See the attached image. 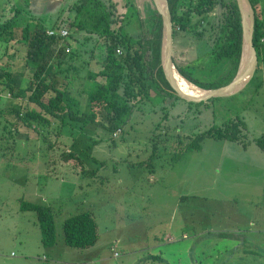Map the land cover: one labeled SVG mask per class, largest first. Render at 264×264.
<instances>
[{"label":"rangeland","instance_id":"obj_1","mask_svg":"<svg viewBox=\"0 0 264 264\" xmlns=\"http://www.w3.org/2000/svg\"><path fill=\"white\" fill-rule=\"evenodd\" d=\"M19 1L0 0V22L14 17ZM99 1L111 15L113 31L128 29L136 39L143 36L139 25L125 26L130 8L142 19L147 7L157 10L154 0ZM234 6L235 0H217L202 27L176 32L177 72L195 69L201 82L227 76L229 66L218 70L213 58L233 32ZM32 10L31 16L22 8L12 38L0 40V68L12 74L15 93L22 96L11 97L0 87V264H264V153L257 144L264 135V63L255 73L259 92L252 84L233 97L198 107L150 91L149 99L135 101L130 121L117 132L109 131L111 122L100 105L94 108L97 125L76 123L60 134L57 126L31 128L15 113V108L20 113L26 109L35 73L24 61L21 31L32 25V17L44 18L50 28L48 14L64 12L59 7L50 13ZM74 17L70 14L71 21ZM70 35L65 43L77 55L63 58L60 65L55 54L47 76L56 75L74 109L87 113L105 79L89 78L99 70L96 63L88 65L90 34L72 29ZM237 117L246 125L239 143L217 132L203 140L201 150L180 145ZM23 201L53 208L54 247L42 245L37 216L21 210ZM87 212L95 218L98 243L88 250L70 249L64 223Z\"/></svg>","mask_w":264,"mask_h":264},{"label":"trees","instance_id":"obj_2","mask_svg":"<svg viewBox=\"0 0 264 264\" xmlns=\"http://www.w3.org/2000/svg\"><path fill=\"white\" fill-rule=\"evenodd\" d=\"M29 1L20 0L19 3L22 8L30 11L31 16L33 15L32 9L42 10L45 8L43 6L45 0H36L37 4H35V0ZM250 1L256 13L254 45L259 59L258 74L260 64L264 63V0ZM216 3L217 0H171V14L176 32L192 33L202 27L208 20L209 14L215 10ZM21 7L16 6L13 10V18L0 22V40L3 35H9V38H12L13 34L11 33L15 19L23 13ZM58 7L64 12H58L57 15L48 14L46 17L52 21L50 28L43 22L44 18L37 19L34 15L35 18H30L32 25L28 24L21 31L22 39L26 43L24 61L27 66L35 69L34 79L29 88L30 94L26 100V109L20 113L15 108L16 115L23 119L27 126L32 128L35 125L41 130H53V126H57L60 134L68 127L73 129V125L76 123L97 125L98 116L94 108L100 105L98 107H103L101 109L106 111L111 122L109 131L117 132L130 121L136 107L135 101L149 99L150 91L165 99H178L171 92L161 68L162 18L155 8L147 7L146 19H142L136 8H130L129 14L125 18V23L128 21L125 26L133 29L134 24L139 25L143 36L136 39L129 35L128 29H121L118 33L113 31L111 15L102 1L76 0L69 5L63 1ZM72 13H75V17L71 21L70 14ZM231 20L233 32L220 52L214 54L213 58V63L219 66L218 70H221L223 65L225 69L229 66L226 77L211 82H201L195 77V69H178V72L186 80L202 90L208 91L226 86L236 76L242 47V27L236 2ZM62 29H67L69 32L72 29H77L78 32L90 34L86 40L91 42L93 47L85 49L86 53L90 54L88 65L95 62L99 70L90 72L89 78L95 81L98 78L105 79V83L100 85L91 97V102L94 105L91 112L79 113L76 111L71 105L72 98L69 90L59 87V83L55 79L56 75L50 80L47 76L49 59L55 54L59 56L57 62L60 65L68 56L73 58L75 54L77 55V52L67 53L65 48L60 46L57 38L48 35L49 30ZM118 49H121V55L117 54ZM257 74L246 89L254 84L255 90L259 92L261 86L257 85ZM11 79L12 74H7L0 68V87L4 88L3 91H8L11 97L21 98L20 92L19 94L15 93ZM188 105L194 104L188 103ZM195 106L200 107L201 105ZM99 125L102 126V124ZM243 130H246L244 119L237 117L236 120L224 121L222 126H214L213 129L188 141L182 140L180 145L187 151L201 150L203 140L212 137L217 132L223 135L221 138L239 143ZM41 134L44 142H47L48 137ZM257 144L264 153V135L257 140ZM21 210L36 214L42 235V245L45 248L54 247L57 243V230L53 208L23 201ZM98 240V227L91 213H81L65 221L64 242L68 248L88 250L95 247Z\"/></svg>","mask_w":264,"mask_h":264},{"label":"water","instance_id":"obj_3","mask_svg":"<svg viewBox=\"0 0 264 264\" xmlns=\"http://www.w3.org/2000/svg\"><path fill=\"white\" fill-rule=\"evenodd\" d=\"M154 2L162 18L161 68L171 92L178 99L194 105L208 104L219 99L233 97L247 88L259 64L254 45L256 13L250 0H235L242 27L241 57L235 78L226 86L214 90H203L206 94L199 96L185 92L175 78V73H179L174 61L176 29L171 14V0H154Z\"/></svg>","mask_w":264,"mask_h":264},{"label":"built area","instance_id":"obj_4","mask_svg":"<svg viewBox=\"0 0 264 264\" xmlns=\"http://www.w3.org/2000/svg\"><path fill=\"white\" fill-rule=\"evenodd\" d=\"M48 35L50 37L57 38V40L59 41L60 46L61 47H64L67 53L72 52L71 47H69L65 43L71 37L70 32L67 29H62V30H58V31L49 30L48 31ZM116 52H117L118 55H121L122 54L121 49H118ZM114 255H115V257H119V254L118 253H115Z\"/></svg>","mask_w":264,"mask_h":264},{"label":"bare ground","instance_id":"obj_5","mask_svg":"<svg viewBox=\"0 0 264 264\" xmlns=\"http://www.w3.org/2000/svg\"><path fill=\"white\" fill-rule=\"evenodd\" d=\"M175 78L179 86L187 93L192 94V95H202L206 94L203 90L198 88L197 86L193 85L190 83L188 80H186L184 77H182L180 74L175 73Z\"/></svg>","mask_w":264,"mask_h":264},{"label":"crops","instance_id":"obj_6","mask_svg":"<svg viewBox=\"0 0 264 264\" xmlns=\"http://www.w3.org/2000/svg\"><path fill=\"white\" fill-rule=\"evenodd\" d=\"M63 0H45L43 6L44 7H50V9H36L37 11H44V12H47V13H50L52 12L56 7H58L57 5H59ZM35 4H37L36 0H35ZM34 4V5H35ZM72 49V48H71ZM77 50H78V47H77ZM93 64H95V62H93Z\"/></svg>","mask_w":264,"mask_h":264},{"label":"flooded vegetation","instance_id":"obj_7","mask_svg":"<svg viewBox=\"0 0 264 264\" xmlns=\"http://www.w3.org/2000/svg\"><path fill=\"white\" fill-rule=\"evenodd\" d=\"M50 7H45V8H43V9H49Z\"/></svg>","mask_w":264,"mask_h":264}]
</instances>
